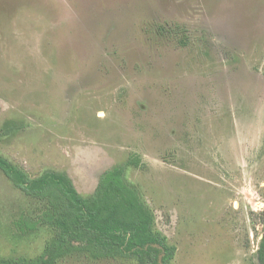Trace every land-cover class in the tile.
Returning a JSON list of instances; mask_svg holds the SVG:
<instances>
[{
	"label": "rangeland",
	"instance_id": "1",
	"mask_svg": "<svg viewBox=\"0 0 264 264\" xmlns=\"http://www.w3.org/2000/svg\"><path fill=\"white\" fill-rule=\"evenodd\" d=\"M0 133L3 158L68 175L83 197L136 157L127 180L172 264H260L264 0H0ZM45 204L0 171V264L44 255Z\"/></svg>",
	"mask_w": 264,
	"mask_h": 264
},
{
	"label": "trees",
	"instance_id": "2",
	"mask_svg": "<svg viewBox=\"0 0 264 264\" xmlns=\"http://www.w3.org/2000/svg\"><path fill=\"white\" fill-rule=\"evenodd\" d=\"M140 166L132 157L125 166L105 171L93 195L83 197L68 175L48 172L33 179L0 155V171L15 188L46 202L39 221L55 233L44 255L25 263L55 264L60 257L81 251L95 259L132 257L138 264H172L176 247L157 229L155 213L138 187L127 180L128 168ZM36 222L19 225L23 232H34ZM258 260L264 264V237Z\"/></svg>",
	"mask_w": 264,
	"mask_h": 264
}]
</instances>
